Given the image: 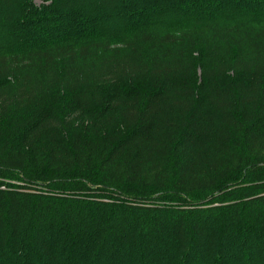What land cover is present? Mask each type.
I'll use <instances>...</instances> for the list:
<instances>
[{"label": "trees", "instance_id": "16d2710c", "mask_svg": "<svg viewBox=\"0 0 264 264\" xmlns=\"http://www.w3.org/2000/svg\"><path fill=\"white\" fill-rule=\"evenodd\" d=\"M0 264H264V0H0Z\"/></svg>", "mask_w": 264, "mask_h": 264}, {"label": "rangeland", "instance_id": "374dc122", "mask_svg": "<svg viewBox=\"0 0 264 264\" xmlns=\"http://www.w3.org/2000/svg\"><path fill=\"white\" fill-rule=\"evenodd\" d=\"M37 4H39L40 2L39 1H36Z\"/></svg>", "mask_w": 264, "mask_h": 264}]
</instances>
